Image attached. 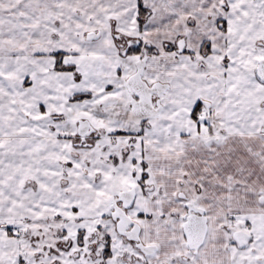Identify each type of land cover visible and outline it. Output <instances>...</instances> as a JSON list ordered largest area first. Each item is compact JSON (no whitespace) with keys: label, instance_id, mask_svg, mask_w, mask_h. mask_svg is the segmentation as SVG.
Here are the masks:
<instances>
[{"label":"snow or ice","instance_id":"obj_1","mask_svg":"<svg viewBox=\"0 0 264 264\" xmlns=\"http://www.w3.org/2000/svg\"><path fill=\"white\" fill-rule=\"evenodd\" d=\"M0 264H264V0H0Z\"/></svg>","mask_w":264,"mask_h":264}]
</instances>
